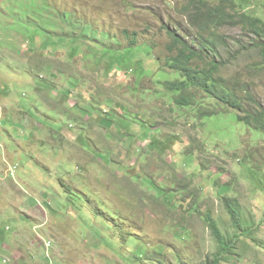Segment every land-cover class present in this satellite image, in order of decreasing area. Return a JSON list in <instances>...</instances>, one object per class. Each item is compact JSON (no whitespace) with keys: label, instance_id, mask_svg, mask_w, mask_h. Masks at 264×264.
Instances as JSON below:
<instances>
[{"label":"rangeland","instance_id":"obj_1","mask_svg":"<svg viewBox=\"0 0 264 264\" xmlns=\"http://www.w3.org/2000/svg\"><path fill=\"white\" fill-rule=\"evenodd\" d=\"M234 1L264 20V0ZM188 4L0 0V264H214L207 215L235 242L219 264H264V130L203 115L227 108L195 89L178 107L165 68L171 31L195 49L218 35L216 76L246 117L264 111V40L199 34Z\"/></svg>","mask_w":264,"mask_h":264},{"label":"trees","instance_id":"obj_2","mask_svg":"<svg viewBox=\"0 0 264 264\" xmlns=\"http://www.w3.org/2000/svg\"><path fill=\"white\" fill-rule=\"evenodd\" d=\"M187 8L193 11L190 21L195 28L199 29V34L222 27L243 26L249 28L258 38L264 40V20L262 18L252 17L246 12L236 13L239 6L234 0H219L215 5H212L210 0H189ZM125 33L127 34L128 32L125 31ZM170 35L173 38V46H171L170 51L174 55L167 60L165 68L172 72H177L179 79L176 82L167 83L166 86L171 91L180 93L176 98L177 106L182 108L188 106L193 107V104L196 106L200 104L197 95L192 93L187 94L191 89H195L205 95L201 100L208 97L218 107L222 106L228 109H225L226 111L224 113L215 109L216 111L212 110L203 115L216 117L237 112L240 122L245 123L251 128L256 129L255 127H259L264 130V111L260 113L259 111L251 113H247L246 111V117L241 116L240 111L244 110V107L237 91L224 79L216 76L220 65L214 59L213 54L216 51L218 35L213 34V39L199 35L197 39L204 40L199 41L200 44L197 49L185 43L184 39L176 32L171 31ZM136 45L137 38L134 36L130 46L135 47ZM208 52L212 54L205 58ZM209 60L211 61L209 62ZM195 61L206 63L208 66L207 68H194L193 62ZM222 201L230 213L235 229L241 230L243 224V220L241 219V205L233 198H223ZM206 223L221 248V251L218 252L214 260V264H219L225 258V255L232 253L235 242L228 240L221 232L219 223L212 216L207 215ZM241 234L246 235L249 239H255L254 229L244 230ZM234 240L236 241V238ZM255 242H257L256 239Z\"/></svg>","mask_w":264,"mask_h":264}]
</instances>
